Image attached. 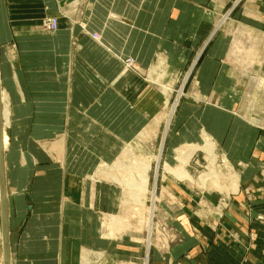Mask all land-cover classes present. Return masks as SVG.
Returning <instances> with one entry per match:
<instances>
[{
	"label": "crops",
	"instance_id": "crops-1",
	"mask_svg": "<svg viewBox=\"0 0 264 264\" xmlns=\"http://www.w3.org/2000/svg\"><path fill=\"white\" fill-rule=\"evenodd\" d=\"M180 3V0H0V86L9 115L5 129L11 146L18 144L24 150L20 165L15 162L6 169V190L9 183L16 187L24 176L25 172L21 174L18 169L25 166L24 156H37V150L28 141L36 139L45 149L38 152L43 168L36 170L38 176L30 182L31 217L23 221L16 235L18 247L25 250L36 244L37 251L44 255L49 252V240L56 236L61 258L63 244L68 239L75 242L73 227L88 226L80 215L94 209V186L89 189L92 203L87 198L79 204L68 196L76 193L78 179L88 180L99 164L111 161L91 149L104 140L98 137L96 141V131L116 130L117 125L129 129L128 120L132 116L135 126H130L131 129H144V111L138 105L141 82L132 73L123 71L121 60L131 58L148 69L164 51L170 65L175 66L176 51L182 48L181 38L176 39L177 26L180 23L185 29V20L193 19L186 0L182 9ZM43 18H55L58 29L47 32L41 25ZM239 20L242 34L258 36L255 38L258 45L264 44V0H244ZM196 25V31L191 33L198 41L205 23L197 28ZM261 47L264 50V46L255 45L247 49L248 54L251 51L255 54L249 58L247 54L252 64L246 69L239 60L240 46H231L227 58L231 68L222 71V77L227 73L237 85L231 95L240 100L233 109L232 123L223 121L220 128V145L227 162L236 169V184L232 191H223L226 196L222 198L221 214L212 217L206 213L207 220L196 228L190 218L191 210L183 208L186 238L177 252L176 248L171 250L169 255L174 262L169 258L168 264H264V102L258 105L252 101L264 100V75L254 69L257 59L258 65L264 66ZM254 78L263 84H251ZM241 83H247V87ZM226 96L224 92L221 94L222 98ZM201 128V136L208 141L207 127L203 124ZM173 193L169 192V200L176 201V192ZM58 200L62 203L61 219L51 217L54 213L48 212V206L54 208ZM11 202L8 195L9 218L15 205ZM44 223L56 232L54 236L47 234V237L44 229L37 228ZM67 228L69 233L65 235ZM74 251L68 264H81L88 254L82 251L78 257ZM33 253L29 252L31 260ZM153 264H161L160 259L155 257Z\"/></svg>",
	"mask_w": 264,
	"mask_h": 264
},
{
	"label": "rangeland",
	"instance_id": "rangeland-1",
	"mask_svg": "<svg viewBox=\"0 0 264 264\" xmlns=\"http://www.w3.org/2000/svg\"><path fill=\"white\" fill-rule=\"evenodd\" d=\"M180 1L182 9L185 0ZM243 5L244 0H186V6L191 7L189 12H192L193 19L185 20V29L181 27L180 23V27L177 26L176 39L181 38L179 46L182 48L176 51L175 66L170 65L164 51H161L157 56L153 67L148 69L140 67L134 59L121 60L124 64L126 62L131 64L127 65L128 68L123 64V71L132 73L141 82L139 84H141L140 94L142 96L138 105L140 104L139 107L144 111V129L143 132L140 129H131L130 126H135V116H132L128 120L129 129L125 130L117 125L116 130L96 131V141H98V137L104 138V140H101V143L96 142L91 149L95 151V154L105 159L109 158L111 161L96 164V166L98 165L97 169L92 170L96 175L94 174L88 180L78 179L75 184L76 193L68 196L79 204L89 198L90 203L94 202L92 204L94 209L81 212L82 216L80 215V217L87 220L84 222L88 226L73 227L75 242L68 239L63 244L61 258H59L60 243L54 236L56 232L51 231V227L46 223L43 224V227L38 224L37 228L44 229L43 232L46 236L47 234L54 236L53 241L49 240L48 253L40 255L41 250L37 251L39 247L35 246L36 244L24 250L23 247H18L19 244L16 242V235L20 232L23 221L31 217L33 204L30 200V182L38 176L36 170L43 168L40 164L43 161L39 160L41 155L39 156L38 152L39 150L42 153L43 150L45 151L38 145L36 139L28 141L30 138H26L29 145L37 150V156L33 154L24 156V159L27 160L25 166L18 168L21 174L25 172L24 176L17 182L16 187L9 183L6 190L7 201L9 195L10 200L15 202V205L12 206L11 217H8L9 264H31L33 261L35 264H68L74 250V256L76 254L81 257L82 251L88 254L82 258L83 263L81 264H153L155 257L160 259L161 264H168L169 258L174 260L169 255L171 250L176 248L177 252L178 246L186 238L183 223L184 214L182 213L186 212V210L183 211L184 207L191 210L190 218L195 224L193 228L207 220L206 213L212 217L221 214V209L224 207L222 198L226 196L223 191L231 190L234 187L236 169L224 157L220 145L222 139L220 128L223 121L232 123L233 109L240 101L238 98L232 97V92L237 85L227 77V73L222 77V71L227 72L228 68H231L229 66L232 63L227 61L228 54H231V46L239 44L241 36L239 34H242V28L238 24L241 22L239 16ZM204 15L207 18H203ZM46 19L49 18H43L41 21L42 27L47 32H55L58 29L57 20H54L57 28L52 30L48 29ZM201 23H205L201 30L203 34L200 40L196 41L193 39L191 31L195 32V25L197 28ZM197 32L199 33L198 30ZM257 37L247 35L248 45L264 46L262 43L258 45L259 41L255 40ZM193 46L196 49L190 50V47ZM206 46V51L201 50ZM183 48L186 50L182 51ZM261 49L260 55L263 57V47ZM252 53L255 54L253 51L250 54L245 51L243 54L246 57L248 54L249 58ZM259 63L257 59L254 69L257 73L260 72L261 75H264V66L261 64V67L258 65ZM246 81H248L247 77ZM246 84L241 83L242 86L247 87ZM251 84H254L253 81ZM223 92L228 95L226 98L221 97ZM252 101L258 102V105H263L264 102L259 98ZM2 103L1 95V105H3ZM203 124L210 134V136L208 134V139L211 138L209 141L212 143L210 148L204 147L206 140L201 136ZM4 125L3 122V134H8ZM105 126L109 125L105 124ZM13 140L15 139L13 138ZM91 142L93 139H90ZM4 151L5 174L7 167L9 169V166L15 162L20 165L24 150L19 148L18 144L13 146L12 143L11 146V142L8 140ZM143 165H149V168L145 173L148 183L147 192L142 194L141 205L137 202V204L123 208L126 209L127 214H134L130 215L133 222L128 219L126 222L127 225H130L127 227L130 230L126 228L121 232L114 230L110 238H106L105 235L108 232L103 225L105 217L108 215L117 216L122 212L121 205L126 190L124 182L134 181L137 172L142 171ZM57 166L60 167V164L58 163ZM167 166L180 173L184 172L189 176L188 179H180L168 173ZM97 176H101V178ZM93 186L96 194L91 201L89 189H92ZM123 187L124 189H122ZM169 192H176L174 197L177 199L176 201L169 200ZM13 198H19L20 202ZM61 206V200L54 204V208L48 206L50 208L48 212L54 213L53 216L51 214V217L63 218L59 210ZM72 212L69 211L70 214ZM90 221L93 223L90 224ZM69 229L67 228L65 235H68ZM57 233L59 234V229ZM29 252H34L36 257L31 256L33 257L31 260ZM181 252L182 250L177 254L180 255ZM0 264H4L1 219Z\"/></svg>",
	"mask_w": 264,
	"mask_h": 264
},
{
	"label": "bare ground",
	"instance_id": "bare-ground-1",
	"mask_svg": "<svg viewBox=\"0 0 264 264\" xmlns=\"http://www.w3.org/2000/svg\"><path fill=\"white\" fill-rule=\"evenodd\" d=\"M98 37V36H97ZM96 37V38H97ZM95 38V39H96ZM238 46H240L241 50L238 51V55H241V60L243 62V65L248 69L251 67V64H252V61L249 60L247 57H245L243 55V53L245 51H247V49H250V46L248 45L247 43V35H241L239 37V44ZM247 47V48H246ZM246 48V49H245ZM235 50V49H234ZM231 57V56H230ZM240 57V56H239ZM231 59V58H230ZM256 76V75H255ZM262 81L259 82V79L258 78H254L253 79V83H255L256 85H259V84H263L261 83ZM264 82V81H263ZM2 116H3V122H4V126L6 127L7 126V121L8 120V109L6 107V103H5V98L2 96ZM9 107V106H8ZM10 110V109H9ZM13 112V111H12ZM10 113V112H9ZM172 117V116H171ZM169 125V124H168ZM211 139V138H210ZM209 139V140H210ZM2 140H3V146L4 148H6L7 144H8V137L7 135L4 133L3 134V137H2ZM207 141L205 142V148H210L212 147V143H210V141ZM161 151V150H160ZM182 155V154H181ZM181 164V163H180ZM148 168H149V165H143V168H142V171H139L140 168L138 169L139 173L137 172V176L135 177V180L134 181H131V182H124L125 186H126V190L124 192V199H123V203L121 205L122 209H121V213L117 216H109L108 217H105L104 219V222H103V225H104V229H106V231L108 232L105 237L106 238H110V235L113 234L112 231L114 230H117L118 232H121L123 230H125V228L127 229V227H129L130 225H127L126 222L128 221H131L133 222V220L130 219V214H127V211L126 209L124 210L123 208H127L126 206L128 205H133V204H137V202L140 204L141 201L143 200V195L142 194H145L147 192V177H146V172L148 171ZM167 170H168V173L174 175V176H177L178 178H187L189 176H187L184 172L180 173L179 171H175V170H172L171 168H169L168 166L166 167ZM165 168V169H166ZM229 169H231V167H229ZM176 177V178H177ZM207 177V176H206ZM137 178V180H136ZM190 179V178H189ZM235 184H236V181H235ZM235 186V185H234ZM124 189V187L122 188ZM153 198V197H152ZM141 205V204H140ZM134 215V214H132ZM151 215V214H150ZM128 219V221H127ZM137 220V219H136ZM130 224V223H128ZM129 229V228H128ZM127 229V230H128ZM130 230V229H129ZM85 258V257H84ZM86 261V260H85ZM83 263V262H82Z\"/></svg>",
	"mask_w": 264,
	"mask_h": 264
},
{
	"label": "water",
	"instance_id": "water-1",
	"mask_svg": "<svg viewBox=\"0 0 264 264\" xmlns=\"http://www.w3.org/2000/svg\"><path fill=\"white\" fill-rule=\"evenodd\" d=\"M3 116L0 92V219L2 232V250L4 264H9V237H8V201L5 186L4 162H3Z\"/></svg>",
	"mask_w": 264,
	"mask_h": 264
},
{
	"label": "built area",
	"instance_id": "built-area-1",
	"mask_svg": "<svg viewBox=\"0 0 264 264\" xmlns=\"http://www.w3.org/2000/svg\"><path fill=\"white\" fill-rule=\"evenodd\" d=\"M55 20V18H49V19H46V22H47V24H48V29H52V30H56V28H57V24H56V22L54 21ZM44 26V25H43ZM45 27V26H44ZM97 36L95 35L94 36V38H96ZM123 64H124V62H123ZM127 65H131V64H129L128 62H126V64H124V66L126 67V68H128V66ZM132 71V70H131Z\"/></svg>",
	"mask_w": 264,
	"mask_h": 264
}]
</instances>
